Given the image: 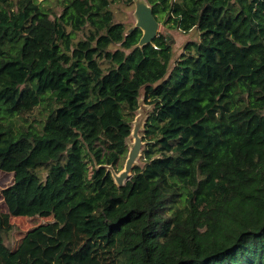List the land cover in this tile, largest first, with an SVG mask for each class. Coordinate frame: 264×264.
Returning a JSON list of instances; mask_svg holds the SVG:
<instances>
[{
  "label": "trees",
  "instance_id": "1",
  "mask_svg": "<svg viewBox=\"0 0 264 264\" xmlns=\"http://www.w3.org/2000/svg\"><path fill=\"white\" fill-rule=\"evenodd\" d=\"M147 1L200 40L174 59L115 0H0V264H264V0ZM11 217L53 220L14 248Z\"/></svg>",
  "mask_w": 264,
  "mask_h": 264
},
{
  "label": "rangeland",
  "instance_id": "2",
  "mask_svg": "<svg viewBox=\"0 0 264 264\" xmlns=\"http://www.w3.org/2000/svg\"><path fill=\"white\" fill-rule=\"evenodd\" d=\"M52 1V10L56 13H60L62 8L57 4L56 0ZM112 11L115 15V20L118 22H122L126 25L127 28L132 29L135 25V18H134V11H135V4L134 0L132 2H129V0H115V3L112 4L111 7ZM164 34L168 37L170 41V45L172 47V51L174 53V59H178L183 52V49L185 45L189 42H198L200 40V32L197 29H194L193 31L189 33H183L178 30H170L167 29L163 24L161 23L159 35ZM144 93V90H142V94ZM143 96V95H142ZM144 99V97H142ZM144 106L147 107L149 113L152 110V106L147 104L148 102L144 99L143 101ZM140 113V107L138 111L136 112V116ZM38 111H35L33 115H28L27 119L32 121L36 119L38 115ZM149 116V115H148ZM147 122V121H146ZM144 129L140 131V135L143 137ZM134 139L132 136L128 140V143H133ZM145 147V146H144ZM83 159L85 162H88V157L86 154L83 153ZM125 163V162H124ZM143 161H138V166H142ZM91 168V166H90ZM14 179L13 173L3 172L0 171V212L1 213H7V206L3 198L2 191L6 188H8L10 185H12ZM53 220L52 217L48 218H41V217H11V224L15 226L14 231V248H17L19 244L21 243L24 236L31 230H33L36 227H39L41 225H45Z\"/></svg>",
  "mask_w": 264,
  "mask_h": 264
},
{
  "label": "water",
  "instance_id": "3",
  "mask_svg": "<svg viewBox=\"0 0 264 264\" xmlns=\"http://www.w3.org/2000/svg\"><path fill=\"white\" fill-rule=\"evenodd\" d=\"M134 4L135 25L129 30V33L135 29L141 30L142 36L135 48H143L151 44L154 39L159 36L161 23L154 16L152 7L147 0H134ZM143 101L144 99L141 98L138 102L140 113L135 117L131 131V136L134 141L133 143H128L129 152L123 169L116 172L112 165L103 166L107 169V171L111 172L114 182L118 187H123L127 181L132 178L133 170L136 166H138V161L142 156V150L146 145L140 135V131L145 129V124L149 115V111L147 107L144 106Z\"/></svg>",
  "mask_w": 264,
  "mask_h": 264
}]
</instances>
